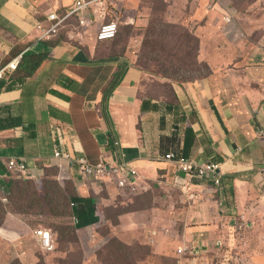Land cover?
<instances>
[{"label": "crops", "instance_id": "0c3cea01", "mask_svg": "<svg viewBox=\"0 0 264 264\" xmlns=\"http://www.w3.org/2000/svg\"><path fill=\"white\" fill-rule=\"evenodd\" d=\"M76 1L0 0L1 189L7 193L8 180L18 172L8 167L14 158L25 159L37 180L44 168L58 166V179L71 178L90 196L88 181L94 179L79 174L76 163L53 156L63 148L94 164L131 162L150 204L162 186L180 189L186 205L199 200L203 208L195 217L201 220L214 219L212 203L224 206L221 214L244 218L248 227L264 220V17L248 22L252 32L246 38L219 34L223 23L218 32L213 26L211 33H200L197 58L211 72L191 78L187 72L194 63L180 70L100 53L92 11L68 16ZM113 14L107 9V18ZM81 19L96 25L86 28ZM169 152L198 162L217 160L221 183L188 179L164 158ZM17 220L25 222L8 212L0 233ZM205 231L177 248L206 250Z\"/></svg>", "mask_w": 264, "mask_h": 264}, {"label": "rangeland", "instance_id": "374dc122", "mask_svg": "<svg viewBox=\"0 0 264 264\" xmlns=\"http://www.w3.org/2000/svg\"><path fill=\"white\" fill-rule=\"evenodd\" d=\"M109 9L116 14L107 21H119L116 39L102 47L97 30L93 35L104 55L118 54L139 62L149 60L168 68L175 65L180 70L190 69L189 63H194L187 72L194 78L205 72L197 58L200 33H211L213 26L218 32L219 24L223 23L219 34L235 39L248 37L252 32L248 22L254 21L255 15L258 19L260 15L264 17L255 11L264 9V0H110ZM221 36H217V41ZM55 170L49 166L45 173ZM58 175L57 171L51 176L59 178ZM93 179L88 181V193L98 210L94 223L79 227L74 235L62 237L60 230L52 229L59 221L49 212L20 214L25 222L8 221L0 233V264L11 261V264H173L177 245L196 239L204 228L208 236L206 250L192 253L189 247L185 264H264V220H254V226L248 227L247 220L240 216L232 217L225 211L221 214L220 208L224 206L215 203L209 208L214 219L201 220L195 217L203 208L200 201L186 205L181 201L180 189L158 186L155 191L158 198L153 196L150 204L141 179L135 189L127 187L122 191L111 189L104 178ZM58 180L66 181L67 176ZM2 186L5 185L0 184V192L6 193ZM76 204L71 207L80 215L83 204ZM140 208L150 209L139 213ZM64 221L70 224L72 218L67 216ZM37 226L51 229L52 251L42 249L40 240L33 235L32 229ZM156 230L158 235L152 239ZM217 239L221 243L216 244ZM123 243L133 250L130 255L133 259L119 250L118 245ZM147 251L150 254L145 257Z\"/></svg>", "mask_w": 264, "mask_h": 264}, {"label": "built area", "instance_id": "2783aa9c", "mask_svg": "<svg viewBox=\"0 0 264 264\" xmlns=\"http://www.w3.org/2000/svg\"><path fill=\"white\" fill-rule=\"evenodd\" d=\"M110 0H78L73 8L69 11L68 16L81 13V11L89 9L92 11L93 17H95V23L99 27L97 32V39L99 41H109L117 37L119 32V21L112 20L107 21V9H109ZM213 7V5H211ZM92 24L91 20L81 19L80 25L86 28H91L96 25ZM53 29L48 30L46 35ZM53 156L61 158L67 162L76 163L79 174L84 175L86 178H104L105 181L115 184L121 188L133 187L135 189L137 181L140 179L138 169L131 163L126 161L114 162V163H99L94 164L85 156L74 157L71 152L65 149L55 148ZM166 160L176 164L178 169L185 173L188 179H198L201 182L214 181L216 184H220L223 178V172L221 171V165L217 160H210L207 162H198L192 158L185 156H178L174 152H169L164 156ZM8 167L22 173L24 176L35 177L29 173L28 163L25 159H10L8 161ZM71 205H76L75 202H71ZM33 235L37 237L42 249L46 252L54 249V243L52 239L51 229L42 226L32 229ZM220 243V242H219ZM196 248H198V245ZM188 245L179 246L176 250L177 262L176 264H185V256L187 255Z\"/></svg>", "mask_w": 264, "mask_h": 264}, {"label": "trees", "instance_id": "16d2710c", "mask_svg": "<svg viewBox=\"0 0 264 264\" xmlns=\"http://www.w3.org/2000/svg\"><path fill=\"white\" fill-rule=\"evenodd\" d=\"M109 41H101L100 46H108V44L103 45V43ZM98 51L100 53L104 52L99 49ZM206 70L207 69H205L203 74L207 75L211 72L209 68L208 71ZM54 167L56 170L53 171V173H45L46 168H44V176L41 177L40 180L28 176L21 178L19 175L22 176V174H19V172H16L15 175L8 180V192L3 196L6 197V199H4L6 201L0 198V226L3 225L5 216L8 212L23 215L45 214L49 212L56 219V222L59 221L53 225L52 229L55 228V230H60L61 236L66 237L68 234L74 235L76 229L79 227L87 226L89 223L95 222L93 216H95V214L97 215L98 210L97 206H94L95 200L93 197L89 195H82L77 187V184H74L71 178H67L66 181L63 180L60 182L56 176L52 177L51 175H56L58 171V166ZM148 195V193L145 194V196ZM71 202L83 204V210L80 211V215L77 214V211L74 212L73 207H71ZM67 216L72 218V222H70V224H67V222L64 221V218ZM75 218L78 220L76 221ZM79 218H81V220ZM27 224L29 225L28 222ZM118 248L125 253L127 258L129 257L130 259H133V257L130 256L133 254V250L131 248L126 247L124 243L121 246L118 245ZM149 254L150 251L145 252V257ZM177 260L178 258L176 255V257H174L173 264H176ZM11 262H9V264H11Z\"/></svg>", "mask_w": 264, "mask_h": 264}, {"label": "clouds", "instance_id": "9594fccd", "mask_svg": "<svg viewBox=\"0 0 264 264\" xmlns=\"http://www.w3.org/2000/svg\"><path fill=\"white\" fill-rule=\"evenodd\" d=\"M33 233V232H32ZM37 238V237H36Z\"/></svg>", "mask_w": 264, "mask_h": 264}]
</instances>
